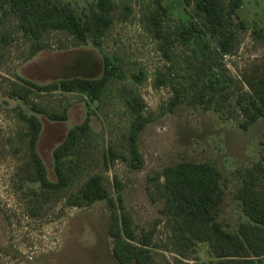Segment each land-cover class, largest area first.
<instances>
[{
  "label": "trees",
  "instance_id": "trees-1",
  "mask_svg": "<svg viewBox=\"0 0 264 264\" xmlns=\"http://www.w3.org/2000/svg\"><path fill=\"white\" fill-rule=\"evenodd\" d=\"M164 1L154 0L146 21L164 62L154 70L152 85L168 86L171 90L165 112L172 113L180 105L227 117L235 111L238 128L247 131L264 118V70L246 79V89H235L224 62L235 51L237 30L246 28L238 13L243 0H180L183 12L178 17L173 16ZM115 8L114 0H90L84 5L69 0H0V47L13 40V32L4 27L11 19L18 33L29 41L31 55L46 47L44 36L50 32L68 35L76 47L91 44L101 53L98 73L78 71L46 83L16 75L6 93L17 102L13 110L23 125L20 134L27 152L24 183L37 185L25 188L34 200L30 209L33 216L42 213L45 198L61 193L71 184L87 140L93 134L94 109L114 83L125 77L121 57L102 50L103 38L114 22ZM131 78L140 82L147 75L138 69ZM50 93L79 94L86 105L83 120L71 126L52 150L54 180L48 177L36 147L43 127L39 115L66 120L68 104L55 110L37 101V96ZM121 93L127 112L123 142L120 148L110 144L103 149L102 165L108 169L120 160L129 169L140 170V136L152 119L145 115V102L136 90L129 88ZM147 180L148 197L161 203L162 216L149 227L135 223L120 193L117 176L113 178L115 195L104 185L101 173L95 172L68 192L64 200L68 206L78 208L89 207L96 201L106 202L107 233L111 252L119 264H157L154 233L161 220L167 230V249L185 256L190 250L205 248L206 256L194 264H264V142L259 157L237 171L232 194L241 220L233 229L221 216L228 181L215 163L182 159L164 165Z\"/></svg>",
  "mask_w": 264,
  "mask_h": 264
},
{
  "label": "rangeland",
  "instance_id": "rangeland-1",
  "mask_svg": "<svg viewBox=\"0 0 264 264\" xmlns=\"http://www.w3.org/2000/svg\"><path fill=\"white\" fill-rule=\"evenodd\" d=\"M69 1L84 5L90 0ZM114 2V22L103 38L102 50L121 57L125 77L114 83L106 98L94 109L93 134L87 140L71 184L61 193L45 198L38 216L31 215L34 200L25 192V188L37 185L24 183L27 152L20 134L23 125L13 110L17 102L6 93L16 75L46 83L78 71L98 73L101 53L91 44L76 47L68 35L50 32L44 36L46 47L31 55L30 43L18 33L15 22L10 19L4 25L13 32V40L0 47V264H119L111 252V238L107 233L109 209L106 202L96 201L89 207L78 208L68 206L64 200L68 192L95 172L101 173L104 185L113 195L116 194L113 178L117 176L120 193L135 223L149 227L162 216L161 203L148 197L147 177L178 160H209L220 168L228 181L222 219L232 229L241 220L232 193L237 171L259 157L264 142V118L243 131L237 126L235 111L227 117V114L180 105L172 113L165 112L171 90L168 86L155 88L152 85L154 70L164 63L146 21L154 0ZM164 3L174 17L183 12L180 0ZM238 13L246 28L237 30L235 51L226 56L224 62L234 79L235 89H246V79L264 70V0H243ZM138 69H143L147 78L135 82L131 74ZM129 88L141 95L146 105L144 113L152 119L139 141L143 167L131 170L116 160L110 168L104 169L103 149L110 144L120 148L123 142L127 112L122 105L121 92ZM36 99L55 110H62L63 105L68 104L66 120H50L44 114L39 115L43 127L36 147L48 177L54 180L52 150L71 126L83 120L86 105L82 96L74 93L41 94ZM154 242L158 244L155 248L157 264H186V261L194 264L198 258L206 256L204 247L190 250L185 256L167 249V230L162 220L156 226Z\"/></svg>",
  "mask_w": 264,
  "mask_h": 264
}]
</instances>
